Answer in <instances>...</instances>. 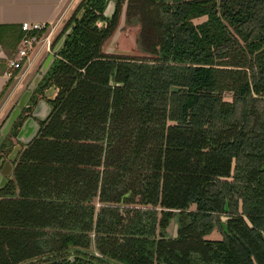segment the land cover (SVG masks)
Wrapping results in <instances>:
<instances>
[{
    "label": "trees",
    "instance_id": "obj_1",
    "mask_svg": "<svg viewBox=\"0 0 264 264\" xmlns=\"http://www.w3.org/2000/svg\"><path fill=\"white\" fill-rule=\"evenodd\" d=\"M124 2L151 59L102 50ZM106 4L80 0L54 40L73 25L0 188V264H264V0ZM22 35L0 24V47Z\"/></svg>",
    "mask_w": 264,
    "mask_h": 264
},
{
    "label": "water",
    "instance_id": "obj_2",
    "mask_svg": "<svg viewBox=\"0 0 264 264\" xmlns=\"http://www.w3.org/2000/svg\"><path fill=\"white\" fill-rule=\"evenodd\" d=\"M117 0H107V4L104 8L103 15L106 18H110L114 12L115 2ZM125 8L126 2L123 9V15L125 17ZM80 12L78 13V16ZM103 21L98 22L99 25H103ZM72 24L68 26V28L61 34V36L56 40L53 44L51 51L48 52L42 61L39 64L36 72L32 75L30 80L27 82L24 89L21 91L17 99L15 100L13 106L7 113L6 117L0 124V145L5 140L6 136L10 133L14 124L18 121L19 118H24L21 120L19 125L16 127L17 131L14 135V143L11 141L10 151L8 155L4 158H0V188H2L8 180V177L13 172V161L17 158L20 147L23 146L25 148L28 144H30L39 134L41 123L45 122L50 116L52 106L49 102V98L53 97L55 93V89L52 87L48 88L44 91L43 95L38 97L35 102H31V98L37 89L38 84L41 82L43 76L46 74L53 61L55 60L56 54L61 50L63 44L68 36V34L72 30ZM117 31L111 37H109L104 44L114 40L117 37ZM103 44V46H104ZM103 49V47H102ZM112 50V49H111ZM103 50L105 53H114L113 51ZM123 53V52H121ZM125 54V53H124ZM49 90H51V94H48ZM26 115H25V114ZM31 127L30 134H26L24 132L28 131ZM22 148V149H23ZM177 225L175 224V230ZM176 235V234H175ZM174 235V236H175ZM73 257H71L72 259Z\"/></svg>",
    "mask_w": 264,
    "mask_h": 264
},
{
    "label": "crops",
    "instance_id": "obj_3",
    "mask_svg": "<svg viewBox=\"0 0 264 264\" xmlns=\"http://www.w3.org/2000/svg\"><path fill=\"white\" fill-rule=\"evenodd\" d=\"M79 2L80 0H0V24L20 25L24 21L53 22L59 19V25L61 26L69 18ZM6 55L5 50L0 48V92L3 90L9 77L13 75L14 80L0 99V124L39 67V59H37L28 68L11 71L7 66L8 57ZM37 63L38 67L33 71ZM26 79L27 82H25ZM48 92V94H51V90ZM30 131L31 127L28 131L24 132L25 135L30 134ZM13 137L11 140L14 143ZM20 148L22 150L23 146ZM12 173L8 179H12Z\"/></svg>",
    "mask_w": 264,
    "mask_h": 264
},
{
    "label": "rangeland",
    "instance_id": "obj_4",
    "mask_svg": "<svg viewBox=\"0 0 264 264\" xmlns=\"http://www.w3.org/2000/svg\"><path fill=\"white\" fill-rule=\"evenodd\" d=\"M124 5H125V2L123 4L122 12H121V15L119 17L118 25H117L115 31L113 32V35H114L115 32L117 31L118 35L114 40L108 42L107 44H104L102 50L110 51L112 49L111 51L114 52L112 54L134 57V58L151 59L152 55L145 52L140 47V45L138 43L137 38H138V32H139V24H138L137 20L136 19L126 20V18L124 17V15H123ZM204 19L205 18L203 17V18L194 19L193 21H194V23H200ZM62 25H64V23ZM0 48H3V47H0ZM3 49L5 50V53L7 54L6 56L8 58L14 57L16 49L15 50L14 49L13 50H11V49L7 50L5 48H3ZM121 52H123V53H121ZM43 55H44V53L42 54L41 58L38 60L39 64L42 61V57H44ZM38 63H37V65H35L33 71L36 70V68L38 67ZM25 82H27V79L25 80ZM34 94L37 95L38 90H36ZM226 98H228V94L226 95ZM19 119H18V121H19ZM12 133H13V130L10 131V133L6 136V138L4 140L5 144L9 143V141L12 139V137H13ZM222 219L224 220V218H222ZM223 226L225 227L224 222H223ZM167 232L170 236H174L176 234L175 222L172 221L170 223L169 227L167 228ZM205 238L211 239V240H220L222 238V235H221V232L219 231L218 227L214 226L212 228V230L208 234H206ZM91 247H93V246H91ZM92 250H93V248H92Z\"/></svg>",
    "mask_w": 264,
    "mask_h": 264
},
{
    "label": "built area",
    "instance_id": "obj_5",
    "mask_svg": "<svg viewBox=\"0 0 264 264\" xmlns=\"http://www.w3.org/2000/svg\"><path fill=\"white\" fill-rule=\"evenodd\" d=\"M61 26L59 25V19L53 22H22L20 28L23 35L14 57L7 59L8 68L11 71H19L30 67L37 59L41 58L43 53V56H45L51 51L54 40L62 28Z\"/></svg>",
    "mask_w": 264,
    "mask_h": 264
},
{
    "label": "flooded vegetation",
    "instance_id": "obj_6",
    "mask_svg": "<svg viewBox=\"0 0 264 264\" xmlns=\"http://www.w3.org/2000/svg\"><path fill=\"white\" fill-rule=\"evenodd\" d=\"M123 4H124V3H123ZM122 8H123V5H122ZM121 12H122V9H121ZM120 15H121V13H120ZM119 17H120V16H119ZM118 21H119V19H118ZM117 25H118V24H117ZM116 27H117V26H116ZM115 29H116V28H115ZM114 31H115V30H114ZM112 34H113V33H112ZM46 90H47V89H46ZM46 90H44V91H46ZM43 93H44V92H43ZM42 95H43V94H42ZM42 95H41V94L36 95L34 100H37L38 97H40V96H42ZM34 102H35V101H34ZM24 114H25V113H24ZM26 114H27V113H26ZM26 114H25V115H26ZM23 118H24V116L21 118V120H22ZM21 120H20V121H21ZM14 135H15V134H14ZM14 135H13V136H14ZM11 141H12V140L9 141L10 144H12ZM7 144H8V143H7ZM7 144H5V145H7ZM10 148H11V147H10ZM5 157H6V156H5ZM5 157H4V158H5Z\"/></svg>",
    "mask_w": 264,
    "mask_h": 264
}]
</instances>
